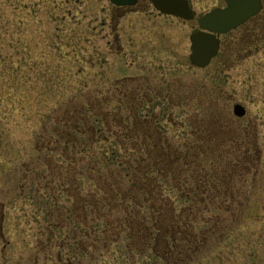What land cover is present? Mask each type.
Returning a JSON list of instances; mask_svg holds the SVG:
<instances>
[{"label":"rangeland","instance_id":"rangeland-1","mask_svg":"<svg viewBox=\"0 0 264 264\" xmlns=\"http://www.w3.org/2000/svg\"><path fill=\"white\" fill-rule=\"evenodd\" d=\"M148 1L118 19L109 0H17L12 14L8 0H0V264H64L63 239L71 228L85 245L82 211L73 212L66 186L51 178L64 168L37 148L36 138L43 126L51 128L52 110L71 97L65 92L71 87L84 95L96 90L100 101H153L142 114L152 113L159 137L177 147L186 142L181 151L193 149L200 161L214 159L213 180L190 179L199 161L187 155L192 164L180 172L177 187L182 181L221 204L193 211V230L183 235L204 239L179 242L167 264H264V0L257 18L221 37L218 55L201 70L189 61L196 20L160 16ZM189 1L197 17L224 6L223 0ZM236 104L243 117L233 114ZM147 137L163 149L159 137ZM49 222L61 230L53 234ZM120 251L122 260H114ZM87 253L73 264H163L151 248L129 256L123 241Z\"/></svg>","mask_w":264,"mask_h":264},{"label":"trees","instance_id":"trees-1","mask_svg":"<svg viewBox=\"0 0 264 264\" xmlns=\"http://www.w3.org/2000/svg\"><path fill=\"white\" fill-rule=\"evenodd\" d=\"M8 2L6 8L12 14L17 9V0ZM0 25L1 30L2 22ZM19 25L15 22L12 36L18 34ZM58 56L65 58L62 53ZM11 72L16 74L15 69ZM66 91L71 97L53 108L54 115L49 120L51 128L43 126L41 134L36 136L37 148L51 154L60 171L61 167L64 168L63 173L51 175V178L66 186L65 194L72 198L76 206L73 212L82 211V221L86 226L84 233H80L85 240L82 249L76 240L75 230L71 228L64 237L68 248L63 255L65 263L73 264L77 254L87 256L89 249L95 250L99 245L105 250L123 241L129 256L133 253L142 256L141 253L151 248L153 256L167 264L179 242L196 245L203 241L204 236L197 239L183 235L193 230L195 219L191 218V214L198 207L218 210L221 203L210 201L209 195L203 194L207 191L199 194L196 188L188 189L182 181L180 187L177 184L182 169L185 168L184 173H188L187 166L192 164L186 161L187 155L191 154L193 161H199L188 173L190 179L199 176L213 180L218 171L215 165L210 164L214 159L200 161L201 154L192 152L193 149L185 148L186 153L181 151L186 142L177 147L166 137H159L161 128L151 118L152 113L142 114L145 110H152L153 101L132 105L128 101H100L96 90L85 95L78 88L71 87ZM113 102L115 105L112 107ZM104 106L110 109L104 112ZM122 111H128L127 115ZM147 135L150 140L154 136L161 139L163 152L156 149L157 144L149 141ZM193 142L195 140L188 141L190 145ZM101 145L107 146L102 147L100 152L98 147ZM178 165L181 169L177 168ZM173 167L177 171L175 174ZM84 184L88 189L83 195L84 187L81 186ZM89 221L94 222L95 228L89 227ZM47 228L55 234V230L60 231L62 225L49 222ZM157 249L163 251L161 255L154 253ZM123 256L120 251L114 260H122ZM57 262L60 264V260Z\"/></svg>","mask_w":264,"mask_h":264},{"label":"water","instance_id":"water-1","mask_svg":"<svg viewBox=\"0 0 264 264\" xmlns=\"http://www.w3.org/2000/svg\"><path fill=\"white\" fill-rule=\"evenodd\" d=\"M160 14L190 21L194 13L188 0H150ZM116 7L134 6L136 0H109ZM261 0H226V7L213 9L197 20L199 30L189 36V61L196 69L206 68L219 50L217 36L229 33L244 25L261 11ZM236 117H243L245 109L236 104L233 107Z\"/></svg>","mask_w":264,"mask_h":264},{"label":"flooded vegetation","instance_id":"flooded-vegetation-1","mask_svg":"<svg viewBox=\"0 0 264 264\" xmlns=\"http://www.w3.org/2000/svg\"><path fill=\"white\" fill-rule=\"evenodd\" d=\"M223 1H224V6H223L222 8L226 7V0H223ZM139 3H140V0H136V3H135L134 6H130V7H128V6H125V7H115V6H112V7H113V9H114V11H115V15L117 14V18L120 19V18L124 17L125 15L132 13V12H128V11H130V10H134V9H140V8H138ZM147 3L149 4V5H147V6L153 8V6H152L150 0H149ZM188 3H189V7H190V9H191L192 12L194 13V18H193L192 20H190V21H185V20H182V19H177V20H179V21H181V22H191V21L196 20V25H197V19L200 18V17H201L202 15H204L205 13H203L201 16L197 17L198 15H196L195 12L193 11L192 6H191V3H190L189 0H188ZM261 5H262V8H261L260 13L262 12V9H263V0H261ZM141 8H142V7H141ZM206 13H207V12H206ZM260 13H259V14H260ZM259 14H258V15H259ZM258 15H257V16H258ZM257 16L251 18L250 20H248V22H247L246 24H244V25L238 27L237 29H235V30H233V31H237V30H240V31H241V29H242L245 25H247V24H248L250 21H252L253 19L257 18ZM197 27H198V25H197ZM196 31H197V30H196ZM233 31H231V32H233ZM231 32H229V33H227V34H225V35L227 36V35H229ZM225 35L217 36V37L219 38V49H220V47H221V37H223V36H225ZM219 51H220V50H219ZM218 53H219V52H218ZM217 55H218V54H217Z\"/></svg>","mask_w":264,"mask_h":264}]
</instances>
